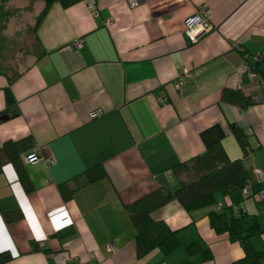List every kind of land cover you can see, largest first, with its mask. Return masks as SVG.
I'll list each match as a JSON object with an SVG mask.
<instances>
[{
	"label": "crops",
	"instance_id": "0c3cea01",
	"mask_svg": "<svg viewBox=\"0 0 264 264\" xmlns=\"http://www.w3.org/2000/svg\"><path fill=\"white\" fill-rule=\"evenodd\" d=\"M5 1L34 11L41 55L12 82L0 74V147L18 142L32 188L12 162L2 165L0 264H179L191 243L211 251L200 264H231L243 250L208 218L230 206L256 216L263 231L252 242L264 264V0H96L94 11L89 0ZM202 5L213 30L190 43L185 21ZM215 142L243 164L247 193L216 192L213 204L191 211L176 200L155 209L151 217L177 233L179 247L138 257L126 206L176 189L174 165ZM33 152L39 161L24 162ZM96 164L105 177L89 182L84 172ZM14 210L20 218L4 215Z\"/></svg>",
	"mask_w": 264,
	"mask_h": 264
},
{
	"label": "trees",
	"instance_id": "16d2710c",
	"mask_svg": "<svg viewBox=\"0 0 264 264\" xmlns=\"http://www.w3.org/2000/svg\"><path fill=\"white\" fill-rule=\"evenodd\" d=\"M51 1L44 0L46 7ZM5 3V0H0V7L2 8ZM44 12L40 13L36 22L40 21ZM7 14L8 12L4 13V15ZM35 41L37 42L36 37ZM39 55L41 54L36 51V56ZM20 72L9 76L5 67H0V74L7 76L9 82L17 78ZM6 101L8 104L12 101L9 90H6ZM231 131L243 154L249 153L251 147L243 130L233 126ZM5 162L13 163L22 186L27 192L31 191V185L20 163L18 142L7 140L0 147V170ZM173 171L176 176L181 178L180 185L176 189H156L126 206L130 221L135 229L138 257H142L154 249L168 254L179 247L177 233L171 230L163 220H155L151 217V212L155 209L171 200H176L185 210L191 211L213 204L216 192L229 194L245 188L243 164L240 160H230L218 142L207 146L201 154L177 163L174 165ZM84 174L89 182L105 177V171L99 164L88 168ZM183 175L185 180L182 178ZM68 191L69 194L66 193L67 189L62 191L64 198L70 197L72 191ZM4 215L9 219H17L22 214L20 211L14 210L5 212ZM208 218L211 228L216 233L227 234L229 240L237 241L243 250V256L231 264H261L262 252L257 250L252 242V238L263 231L255 215L247 214L244 211L234 212L230 206L210 211ZM185 251L188 259L179 264H200L212 257L209 247L200 243L187 245ZM2 260L0 259V261Z\"/></svg>",
	"mask_w": 264,
	"mask_h": 264
},
{
	"label": "rangeland",
	"instance_id": "374dc122",
	"mask_svg": "<svg viewBox=\"0 0 264 264\" xmlns=\"http://www.w3.org/2000/svg\"><path fill=\"white\" fill-rule=\"evenodd\" d=\"M34 14L30 6L11 8L5 3L0 7V67L9 76L22 71L36 56Z\"/></svg>",
	"mask_w": 264,
	"mask_h": 264
},
{
	"label": "built area",
	"instance_id": "2783aa9c",
	"mask_svg": "<svg viewBox=\"0 0 264 264\" xmlns=\"http://www.w3.org/2000/svg\"><path fill=\"white\" fill-rule=\"evenodd\" d=\"M95 1L96 0H89L88 6L91 10H95ZM127 3L131 6L134 7L139 4L140 0H126ZM209 9L202 5L199 7V10L196 14L188 17L185 21L186 24V30H185V35L190 43H196L199 41L204 35L209 33L210 31L213 30V25L209 20ZM82 45V41H76L75 46L80 47ZM244 70H249L248 64H244L241 67V71ZM186 76V71L182 76L178 77V80L176 82V87L179 88L183 85V79ZM102 110L101 109H95L89 113V118L93 119L101 115ZM24 162L26 163H37L39 161V156L37 153H30L26 155L24 158ZM257 176L261 179L264 177V173L261 171L257 172ZM244 193H247V190H243ZM217 209V207H216ZM219 209V208H218ZM232 211L238 212V211H244L243 206H233ZM110 250H114L113 245H109Z\"/></svg>",
	"mask_w": 264,
	"mask_h": 264
},
{
	"label": "water",
	"instance_id": "95a60500",
	"mask_svg": "<svg viewBox=\"0 0 264 264\" xmlns=\"http://www.w3.org/2000/svg\"><path fill=\"white\" fill-rule=\"evenodd\" d=\"M6 117V116H5ZM5 117H2V118H5Z\"/></svg>",
	"mask_w": 264,
	"mask_h": 264
}]
</instances>
